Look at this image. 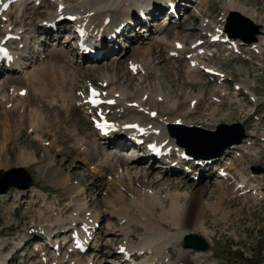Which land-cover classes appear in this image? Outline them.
I'll list each match as a JSON object with an SVG mask.
<instances>
[{"label": "rangeland", "instance_id": "obj_1", "mask_svg": "<svg viewBox=\"0 0 264 264\" xmlns=\"http://www.w3.org/2000/svg\"><path fill=\"white\" fill-rule=\"evenodd\" d=\"M27 1L28 0H26L20 6H15L12 9L14 20L12 19L11 11L8 15L12 26L16 27V23L24 25L23 29H26V31H23H25L26 34L31 36L33 35L36 39L33 40V42L31 41L29 44L33 45L34 50L30 51L29 53L28 51L25 52V57H23V59L20 61L25 65V68L21 69L22 72L11 70L12 72L8 71V73H3L0 76V126H2V129L0 127V169H7L13 166H23L30 174L33 181V186L38 188L33 187V191L11 188L7 192L8 194H3L6 195L4 197L5 199H0V259L5 258L4 264H38L37 252L35 250L38 246L40 248L46 249L50 255L52 254V248L46 244L45 237L37 236L39 234L38 233L34 234V236L37 237L33 238L31 234H28L23 238V233L26 229H28V227H31L32 225L40 227L45 221H48L51 224H57V222L62 220L65 222L73 217L74 213L76 212L73 213V208L71 207L72 197L69 196V188H72V186L75 187L78 185L77 187H80L81 189L83 188V192L81 195H79V199L85 197L86 207L91 212L103 209V205H105L108 197L112 198L110 197L111 195L109 193H111L113 196L115 192H119L118 190L123 189L124 186L128 189L126 180L123 181V187L120 189L117 185H114L111 188H106L108 186V178L112 177L111 174H113V171H110L111 169L108 168L103 169L100 172L94 170L96 167H101L99 165L101 162L99 161L101 155L91 158V153H85L80 148V146L77 145L76 142L81 140L80 142L83 144L82 147H86V145L88 146V144H90V147L94 148L96 145H100L99 143L101 141L99 142L95 140L89 120L85 117V114L74 105V103H76L75 99H79L75 95L78 86L73 89V97H71V99L65 103L66 108H62L60 93L62 90L63 92H67L69 85H67V83H61L64 73L60 71L59 67L56 68V70L52 71L51 69L50 72L47 70L44 72V68L48 67L50 64V50L56 49L58 51H64L67 53V57L63 58L62 61L63 63L67 62L69 65L68 67L76 71L75 77L77 80L74 82L75 85L77 82L82 84L83 77L85 75L91 74V72L97 74V71L101 72L104 69H107L109 72L113 70L114 72L117 71V78L115 81L119 80L122 82V84L125 86V89L134 92L138 87H141V89H152L157 85L164 94L169 95L170 98L176 100L178 103H184L183 109L189 106L188 101L185 98V94H198L202 92L203 98L200 99V104L195 109L194 114H192L190 118L191 122L195 123V125H199L197 123H200L201 126L207 129H214L217 123H232L240 120L242 122L243 118L248 116V111L253 107V103H250V97L248 95L240 97L242 94H244V92L241 91H238V94L236 95L237 98L242 99L240 102H238L239 99L231 98L229 96L234 94V92L232 94L228 93V91H233L235 82L240 83V81L244 80L247 90H244L243 87L242 89L245 92H250L249 94H252V96L254 94L256 95V104L258 109L257 114L264 110V53L259 57L257 54L253 55L254 53L248 54L245 52L243 56L241 51H239L237 54L233 53L232 55L226 57V50L222 52L224 47L220 45L213 47V50L218 49V53L215 57L208 61L215 64L216 66L221 67L228 80L226 87L223 85V87L221 86L222 89L220 93H217L218 91L215 89L214 94L217 93L215 98L220 99L222 101L220 103L212 100L214 96L212 99L208 98L209 95L207 88L213 86L214 82H208V78L204 75L200 79L202 81L201 85L191 83V79L188 82L183 74L186 61L182 58L172 60H167L165 58L167 54L165 52L163 41L168 38H173V33L175 32L173 29L175 27H178L177 33L180 32L179 36L185 41L186 44L195 38H201L199 30H197L199 27L197 26L201 23V21L205 20H209L217 25L221 24V16L223 14L222 4L224 1L228 0H182L185 6H187L189 2H192L189 4V7L186 10H184L186 8L185 6L183 7V10H179V18L175 17V19H173V23L171 22L168 25L167 22L165 25L164 20L159 18L157 21H155V23H153L152 27L151 24L149 25V22L146 23V25L148 24L147 30L146 27L143 26L133 29L127 38L132 42V45L127 42L128 46L130 45L129 48L117 45L116 49L105 55L104 58L100 60H93L89 58L84 59L83 57H79L77 60L76 55L71 51L73 43L72 41H68L67 38L65 41V37H63V40H61L60 38L56 37L54 33V36H49L46 38V35L42 32L43 30L41 27H39V20L46 18V14L49 12H53L55 9V4H53L52 0H46L44 7L39 9L34 8L33 10L34 5L32 2L30 5L25 6ZM63 1L67 4H73L76 0ZM231 1H234L239 6H245L246 8L254 10L255 14L251 18L255 23L261 24L262 26L263 21L261 20L264 19V0ZM201 16H203V20L201 19ZM218 19L219 23L214 22L218 21ZM21 25L17 26L16 29H21ZM159 26L163 27V31L155 32ZM194 27L196 28L193 29ZM262 27L261 32L263 34L261 35L263 36L264 27ZM169 29H171V31H168ZM132 34H134V39H136L134 42L131 39ZM261 35L258 36V39L262 37ZM57 39L59 43L56 44V41L54 40ZM13 45L16 46L17 42L13 43ZM138 47H152L153 56L156 54L161 58L158 60L157 66L152 68V71L149 72V76H145L146 78L144 81L141 80L138 75H130L129 70L126 69V63H128L133 49ZM126 50L127 53H125ZM36 51H38V53H36ZM39 52L44 53L46 56L43 55V57L38 58L40 54ZM35 55L38 60L33 57ZM257 57L260 58V60H257ZM61 59L62 58H60L59 61ZM201 61H205L204 57ZM170 67H174L181 71V75H171L168 71ZM42 68L43 71H41ZM166 68L168 70H166ZM142 74L144 75V71ZM37 79H39L40 85L36 83ZM185 81L187 82L186 85ZM9 85H12L10 87H17L15 90L21 87L25 88L27 95L18 96L17 94H14L9 97V94H12V92H9ZM250 86L254 91L250 89ZM40 91L42 93L40 99H38L37 95L40 93ZM2 94H4L5 97L1 98ZM210 101L212 104L211 106H217L219 108L218 112L216 113V122H210V120H208V114L210 113V108L208 107ZM233 102H235V104H232ZM193 107L195 106L193 105ZM35 109L37 115L34 116L33 111ZM15 114L21 117L24 116V121L20 125V130H18L16 126H13L14 122L11 121V118H15ZM220 116H223L224 118L221 119ZM37 118L41 121L40 124L37 128L34 126L33 129H30L32 126L31 123ZM253 118L248 117L245 121H243V125L247 126L250 123V119ZM261 118H264V116ZM20 121L21 118L17 123L19 124ZM30 130H32V132H30ZM249 130L253 132L252 128ZM258 131L264 133V121L261 125H259ZM9 134L12 135L6 139ZM39 136L42 137L39 138ZM111 150L118 151L117 148H111ZM119 152H121V156L123 154V157L129 155V157L133 158L134 160L138 159L135 158V156L138 155V152L135 149L128 150L125 148L123 151L119 150ZM88 153L90 156H88ZM20 154H24V156L34 160L28 161L24 164H16V159L18 156H20ZM133 154L135 156H133ZM234 156L237 158L233 151L228 153V155H225L224 158H222L223 160L221 159L218 161L219 163L223 162L224 164L225 162H227V164L229 162L233 163L232 165L229 164L231 165V169H229V171L233 177L231 180H222L220 177H217L215 168H209V172L207 173L210 175H208L209 179H207L206 176H202L203 178L199 180L194 179L197 181L188 180L185 177L186 175L182 173L179 175L177 173H172L161 176L164 178V180H182L183 182L188 183L187 185L181 186L179 188L168 187L169 192H174L175 194H185L186 191H190V189H187L188 185H192L195 187V190H202L203 192L199 198L205 206V210L201 214V219L205 221L204 223L208 233L206 234L200 229L190 226H187L184 230L187 232H195L206 239L209 244V250L205 253V256L204 254L199 256V254H197L199 252L194 253L190 252V250L186 251V257L191 258V261L189 263L184 262L185 264H232L236 260L242 263L243 261L240 260L241 256L254 259L256 253L259 252L258 248H260L259 250L261 252L258 256H264V197L262 199H257L258 197L255 198L251 196L250 192L239 194V191H237V189L234 187V182L239 181L241 174V178L243 179L240 181H245L244 177H246L248 179V187H259L261 188L260 190L263 191L264 195V174L252 176L254 174H252L249 168L251 164H261L264 166V159H261L262 155H260V158L246 155L237 159H235ZM51 163H53L55 166L54 168H59L61 170V175L59 174L57 176L52 173L53 166L50 165ZM139 163V165L137 164L139 168L148 169L151 166L155 168V172L156 169L160 171L159 168H157V165L150 163L149 160ZM146 164H149V166L146 167ZM229 165L228 167H230ZM123 166L124 165L122 164V167ZM153 175H155L153 177H156L157 174L153 173ZM61 178L63 182L61 181ZM219 180L220 183L222 181V184L224 185V198L222 199L219 198V192L216 191L218 188L215 186L216 182ZM140 184V181L139 183L136 182L133 184V187L135 189H139ZM67 185L69 186L66 189ZM143 185H145L147 188H154L146 183H143ZM158 187L163 189V186ZM121 191L125 192L126 199L121 202L123 204H120L125 205L130 201V196L128 194L129 191H126V189ZM164 195L165 194H161V197H164ZM259 195L261 196L260 193ZM80 216H82V213ZM108 223L111 224L108 225ZM156 223L158 222L155 221L153 225L157 226ZM163 225H167L166 228L170 231L174 230L171 225L166 223H163ZM108 226L116 229L118 227V219H116L115 216H110L101 223L98 238L94 241L98 247H96L97 245H94V247L95 250H103L104 253H97L96 251H93L92 254L94 255L92 257H87V254L90 255V252H88L84 255V257L87 258L83 259V261H80L81 263L84 264L87 262V260H90L94 263L98 260L97 264H100L101 262L110 264V261H115L116 255L112 251L115 249V244L117 242H122V240L121 238H117L118 236L113 237L111 235L110 238L117 239V242L113 243L112 247L103 246V243H105L106 237L108 236L106 234ZM131 227L137 228L141 231H137L133 228L131 231L133 236H137L140 232L138 236L140 237V235L143 233V228L136 224L135 226L132 225ZM111 229H108V231ZM61 231L62 230H57L56 232ZM111 232L113 234V232H116V230H111ZM62 236L67 237L68 233ZM137 239L133 241L129 238L127 241L131 244L135 243ZM107 241L109 243V239ZM18 244L22 248L20 251H18V253H16L14 250ZM180 244H182V242L172 243L174 252L168 249L169 251H167V254L169 255L170 253L169 259L170 257H179V252L182 248V246L180 247ZM237 252H242L243 254L240 256L236 254ZM48 253H45L48 258V263H56L55 261H51L52 257L59 258L63 256H56V254L49 256ZM63 253H67L70 256L73 255L71 252H69L68 243L61 249V254ZM154 255H156L155 259L158 260V256H160V254ZM60 259L62 260L61 264H65L68 260V256ZM80 259L82 260L81 257ZM117 259H119L118 256ZM69 260L71 261L72 259ZM73 261L74 260H72V262ZM171 262L174 261L172 260ZM159 263L161 262L159 261ZM243 264H248V262H244Z\"/></svg>", "mask_w": 264, "mask_h": 264}, {"label": "bare ground", "instance_id": "obj_2", "mask_svg": "<svg viewBox=\"0 0 264 264\" xmlns=\"http://www.w3.org/2000/svg\"><path fill=\"white\" fill-rule=\"evenodd\" d=\"M3 1L4 0L0 1V7L3 4L2 3ZM183 1L178 0L177 5L182 6V4H184ZM17 3H19V0L13 3L11 6H15ZM21 3L18 5L20 6ZM60 3L64 4L65 8L62 11L58 12L57 6ZM139 4L145 6L147 9H150L149 13L151 18L159 17L161 15L164 16V14H168V10H165L167 8V4L161 3L160 0L159 1L158 0H76L73 4H67L64 3L63 0H59V1L57 0L55 2L54 11L51 13L49 12L47 14V20L51 21L53 20V18L64 19L67 14H71L76 17V22H78L81 26L90 29L92 33H101V35H105L106 38H108V41L106 42L107 45L103 50H100L98 56L92 57L82 52H79L78 50H76V48H74L75 42L72 45L71 51L76 55V59L79 57L80 58L83 57L84 59L89 58L93 60H100L104 58L105 55L109 54L114 49H116L117 45H120L117 39H113L117 35L116 31H114L113 29L116 25H121L123 22L130 21L131 19L138 20L141 23H148L150 21L149 16H146L144 19L138 18L137 12L139 8L138 7ZM152 6L155 8V11L151 10ZM184 6L185 4L182 7ZM222 11L223 14L221 16V24L219 25L214 24L213 22L205 19H204L205 21H201V23L199 24L200 26L199 25L197 26L199 27L197 30H199V34L201 37H203L202 33L206 34L207 32H211V34L209 35V37H211L214 34H216L218 31L223 29L224 20L227 18L228 13L230 11H237L251 20H252L251 17H253L255 14L254 10L246 8L245 6H239L237 3L231 0L223 2ZM8 15L9 12L0 15V36H1L0 41L4 38L6 33H9L8 29L14 27L11 25L10 18L8 17ZM173 19H175V17H173V15L172 16L169 15L167 21L168 25L171 22L173 23ZM43 20L44 19L40 20V22H42ZM252 21L254 22V20ZM261 21H263L262 26L264 27V19ZM77 25L78 24H75L74 26ZM39 27H41L43 32L46 33V38L49 36H54L51 33L52 31L51 29H47L46 27L40 25ZM195 28L196 27H194L193 29ZM64 29L65 28L59 29L55 36L59 38V36H61L63 32L65 33ZM133 29L134 27L133 25H131L122 33V35L127 39L129 37V34L133 31ZM173 30L175 31L173 33V38L172 39L164 38L165 40L163 41L165 52L167 54L165 58L167 60L176 59L173 56H169V53L175 51V53L181 54L184 52L183 50L186 49L185 52L191 54L190 60H196V63L194 66H191L189 64V60L186 61L183 74L188 82L191 79L190 80L191 83L201 85L202 81L200 79L202 78L204 73L200 72L199 69L202 70L203 67H209L211 69H215L214 66H209L201 63V60L199 59L201 58L203 59V56L197 59L198 57H196L195 55L197 48L202 47L201 44H197V42L201 40V38H195L194 40H191V42L189 41L188 44H186L185 41L182 40V38L179 36L180 32L177 33L178 27H175ZM162 31L163 28H157L156 30V32H162ZM168 31H171V29H169ZM17 35H20V39L17 40V46L15 47L16 49L15 51L12 49L11 44L10 46L8 45V42L13 38L7 41L6 44L2 45V47L10 50V52L7 55L12 60H14L12 63L14 66L11 64H10L11 66H8V64L11 63L9 61L6 64L8 67H5L6 65H4V67H0V76L3 73L6 72L8 73V70H13V69L17 70L18 66H19L18 70H20L22 64V62L20 61L21 59H23V57H25V52L28 51L29 53L30 51L34 50L33 45H29L31 41L33 42V40L36 39L33 35L31 36L29 34H26V32L21 31L20 28H17L16 32H14V38H16ZM67 35H68L67 39L69 41L70 35L69 34ZM133 35L134 34H132L131 39L134 42V40L136 39H134L135 36ZM233 41L236 43L235 40ZM19 43H22L20 47H18ZM243 50H245V52L248 54L254 53L253 55L257 54V56L260 57L264 53V35L260 37V39H258L257 36L256 41H254L253 43L247 46H244ZM125 53H127V50L125 51ZM49 56H51L50 64L48 67L44 68V72H46V70L50 72L51 69L53 71L59 67L60 71L64 73L63 79H61V83H67V85H69L67 92H63L62 90L61 91L62 94L60 93V99L62 101L61 106L63 109L66 108L65 103L69 99H71V97H73L72 94L73 89L78 86L76 90L78 89L82 90V88H84L85 85L88 84L99 86L102 91V95H104V97L108 96L109 98L115 101L116 104L115 107L111 109L107 114L106 112L104 114H105V118L114 121V127L116 128V134H117L116 138L103 139L99 137L98 133L94 130L93 135L95 136V140L99 142L101 141L99 143L100 145H96L93 148L90 147V144H88L89 147L87 145L86 147H82L83 144H81L80 142L81 140L77 141L76 143L85 153L87 152L91 153V156L88 153L89 154L88 156H90L91 158L95 156L98 157L101 155L99 159V161H101L99 164L101 167L100 168L94 167L95 168L94 170L100 172L103 169L108 168L111 169L110 171H113L112 172L113 174H111L112 177L108 178V182H107L108 186L106 188L108 187L111 188L114 185H117L119 186L120 189L121 187H123L122 185L123 181L126 180L128 184V189L125 188L124 186L123 189L118 190L119 192H115L113 196L111 193H109L111 195L110 197L112 198L108 197V200L105 199L106 202L105 205H103L104 206L103 209L90 212L89 215H86V212H88L89 209L86 207L85 197L79 199V195H81V193L83 192L82 190L83 188L81 189L80 187H77L78 185L75 187L72 186V188H69L70 196L72 197L71 204L73 207V211L76 212L74 213L73 217H71L68 221L65 222L63 220L57 222V224L55 223L51 224L48 221H45L43 222V225L40 227L32 225L31 227H28V229L25 230V232L23 233V238L24 236L26 237L28 235L29 233L28 230L32 231L31 234L33 235L38 234L39 231H43L47 234V236H50L51 233H55L57 230L64 231L73 228L78 230L77 224L78 225L85 224L89 228H91L93 227L95 220L100 219L103 221L110 216H115L119 222V228L116 231H118L123 236L124 243L122 245L124 244L127 245L126 247L128 251L126 254L117 255L119 259L112 262L110 261V264H168L167 262L169 260V255L167 254V251H169L168 250L169 244L174 241L180 242L182 236L187 233V231L184 230L187 226L195 227L197 229H200L206 234L208 233L205 227V223H204L205 221L201 219L202 218L201 214L202 212H204L205 206L203 205L201 199L199 198L201 197L203 192L202 190L201 191L195 190V187H193L192 185L187 186V189H190V191L189 192L186 191L185 194H181V193L175 194L174 192H169L168 187L179 188L181 186L187 185L188 183L183 182L182 180H177V181L172 179L164 180V178L161 176H165L167 174H172L180 171V173L186 175L185 177L188 180L190 181H197V180H194L193 176L191 175L189 176L187 173L181 171L180 169H176L174 167L165 166V168H159L160 171L156 169V172L158 171L157 173L155 172V168L151 166L148 169L139 168L138 166L140 164L139 162L142 163L145 160H149L150 163L154 164L153 162H151L153 161L154 157L151 155L146 156L143 154V156H139V155L135 156V158L138 159L134 160L129 156L124 155L126 158L123 157V154L121 156L120 155L121 152H119V150H124L127 146L131 145L130 143L136 144V141L140 138L143 140L145 139L146 142L155 141L157 144L165 143V146L168 148L176 147L177 145L174 143L175 140L172 137L168 136L165 126L169 122H180L184 125H195V123L191 122L190 117L192 116V114H194L195 109L200 104V99L203 98V93L200 92L198 94H190V93L185 94V98L188 101L189 106L186 108L184 107L185 109H183L184 103H178L176 100L170 98L169 95L164 94L163 91L160 89V87L157 85L152 89H144V88L141 89V87L140 88L138 87L134 92L125 89L124 88L125 86L122 84V82H120L119 80L115 81V79L117 78V71L114 72L112 70L113 72L112 71L109 72L107 69H104L101 72L97 71V74L91 72V74L85 75L83 77L82 84H80V82H77L75 85L74 82L75 80H77L75 77L76 71L72 68H69L67 62L63 63L62 61L63 58L67 57V53L64 51H58L56 49H52L49 51ZM60 58L62 59L59 61ZM160 59L161 58L159 55L155 54V56H153L152 47L134 48L131 53L130 59L126 65V69H128L129 66L135 68V74H138V77L144 81L146 78L145 76H149V72L152 71V68L157 66L158 60ZM166 70L168 69L166 68ZM41 71H43V68L41 69ZM143 71H144V75L142 74ZM168 71L173 76L181 75L180 74L181 71H179L174 67L173 68L170 67ZM129 74L133 75L132 71H129ZM222 79L215 81L213 86L207 88L209 95L208 98L212 99V97L214 96L212 100H214L217 103L222 102L220 99L215 98L216 94L220 93L222 89L221 88L222 85L220 83ZM36 83L39 84V79H37ZM104 83H106L105 86ZM186 84L187 82L185 81V85ZM235 84L239 85V87L241 88L243 87L244 90H247V86L245 85L244 80L240 81V83H235ZM16 88L17 87H10L9 92H12V94L11 95L9 94V97L14 95L16 91L17 93H19L21 88L15 90ZM215 89L216 91H218L216 94H214ZM41 91L37 95L38 99H40L41 97V93H42ZM2 97H5V95L2 94L1 98ZM76 97L78 96L76 95ZM211 101L208 107L210 108L209 110L210 113L208 112L209 113L208 120H210V122H216L217 121L216 113L218 112L219 108L217 106L215 107L211 106L212 105ZM75 102H76L75 104H78V102H81V99L80 98L78 100L75 99ZM193 105L195 107H193ZM107 108H109V106ZM152 113L153 115H151ZM33 115L34 116L37 115L36 109L33 111ZM14 117H15L14 119L11 118V121L14 122L13 126H16L17 129L20 130L21 128L20 125L24 121V116L21 117L19 115H16ZM20 118L21 121L18 124L17 122L20 120ZM92 118L93 117L90 116V121ZM220 118L222 119L224 117L220 116ZM34 121L31 123L32 126L30 129H33L34 126L35 128H37L41 122L38 118ZM129 124H134V125L138 124V126L141 127V130L138 131L135 128H131V129L125 128L126 125ZM0 127L2 129V126ZM11 135L12 134H9L6 137V139H8ZM40 137L42 136H39V138ZM111 148H117L118 151L115 150L113 151L111 150ZM182 149H180V151H182ZM33 160L34 159H30L29 157L24 156V154L23 155L20 154V156H18L16 159V164H24L28 161H33ZM122 164L124 165L123 167ZM50 165L53 166L52 173L54 175L57 176L59 174L61 175V170L59 168H54L55 166L53 165V163H51ZM153 173L157 174L156 177H153L155 176L153 175ZM228 177L230 176L228 175ZM242 179L243 178H241V180ZM65 181L68 182L67 180ZM139 181L141 183L140 187L139 189H135L133 187L134 186L133 184L136 182L139 183ZM143 183H146L154 188L151 187L147 188L145 185H143ZM68 186L69 185L66 186V189ZM158 186H163V189H160V187ZM215 186L218 188L216 191L219 192V198L220 199L224 198L223 197L224 185L222 184V182L221 183L220 181L216 182ZM124 189H126V191L127 190L129 191L128 194L130 196L129 199L130 201L125 205H121L123 204L121 202L124 201V199H126L125 192L121 191ZM31 191H33V187ZM259 193L260 192H258L256 195L260 196ZM161 194H165L164 197H161ZM5 196L6 195L0 194V199L3 198L4 200ZM81 213L82 216H80ZM89 219H92V221H89ZM155 221L158 222L156 223L157 226L153 225ZM163 223L171 225L174 228V230L173 231L168 230L166 226L163 225ZM135 224L143 228V233L140 235V237H138L135 243L130 244L128 243L127 240L130 238L131 226L132 225L135 226ZM111 230H109L110 233ZM78 233L80 234L83 240L88 239L90 237L89 232H87L83 228H80ZM113 234H115V232H113ZM92 238H94V236ZM50 244H52V246H55L56 241L52 243L50 242ZM182 249H183V253L180 255V258H178L176 264H185L184 262L189 263L191 261V258L186 257V251H189V249H184L183 247ZM36 251L39 252L37 255L38 264H61L62 260L60 258H63L67 255L65 254L59 258L52 257L51 261H55L56 263L54 262L48 263L47 262L48 258L45 254L47 252H44L43 248L39 249V247L36 249ZM196 252H199L197 253L199 254V256H202L203 254L205 256L206 253L200 251H196ZM143 254L144 256H147V258L146 257L141 258ZM154 254H158V255L160 254V256L158 255L157 256L161 257V260L160 258L156 260L155 259L156 255ZM165 258H167V260ZM72 260H74L75 262L74 261L72 262ZM72 260L70 261L68 259L65 264H83L80 262L83 261V259L81 260L78 257ZM159 260L161 263H159ZM4 262H5V258L3 259L1 258L0 264H4ZM94 263H98V260ZM94 263L90 260H87V262L84 264H94ZM100 264H107V263L101 262Z\"/></svg>", "mask_w": 264, "mask_h": 264}, {"label": "water", "instance_id": "obj_3", "mask_svg": "<svg viewBox=\"0 0 264 264\" xmlns=\"http://www.w3.org/2000/svg\"><path fill=\"white\" fill-rule=\"evenodd\" d=\"M249 28H253V30L249 31ZM225 30L230 37H237L250 42L255 40L254 34L257 32V26L240 14L232 12L231 16L228 18ZM173 126H171V133L179 138V140H182H180V143L184 145L188 151L194 152V154L201 155L202 157H215L221 153L222 148L234 143H239L244 137V130L238 123H233L231 125L224 123L219 124L217 125L216 131L200 130L199 128L190 129L179 125ZM193 145H195V148ZM196 146L202 150H199ZM214 147L219 148L213 151L212 148ZM207 149L208 152L205 151ZM254 170L257 172L262 171L258 166L254 167ZM31 183L32 181L29 174L22 167H14L5 171L0 170V193L7 192L10 187L25 189L30 186ZM184 246L201 251L209 247L207 242L196 234H189L186 236Z\"/></svg>", "mask_w": 264, "mask_h": 264}, {"label": "trees", "instance_id": "obj_4", "mask_svg": "<svg viewBox=\"0 0 264 264\" xmlns=\"http://www.w3.org/2000/svg\"><path fill=\"white\" fill-rule=\"evenodd\" d=\"M260 248H258V251L255 255V258H247V257H242V253L241 252H238L237 254L241 256V261H243L242 263L241 262H237V264H243L244 262H248V264H264V256H258L260 252L259 250ZM261 255V254H260ZM233 264H236V263H233Z\"/></svg>", "mask_w": 264, "mask_h": 264}, {"label": "snow or ice", "instance_id": "obj_5", "mask_svg": "<svg viewBox=\"0 0 264 264\" xmlns=\"http://www.w3.org/2000/svg\"><path fill=\"white\" fill-rule=\"evenodd\" d=\"M74 19V18H73ZM111 102V101H110ZM121 251H123V249H121Z\"/></svg>", "mask_w": 264, "mask_h": 264}]
</instances>
